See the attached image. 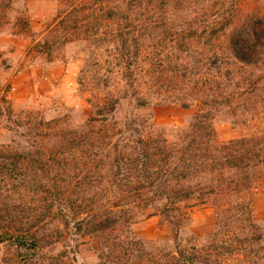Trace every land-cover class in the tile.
<instances>
[{"label": "trees", "instance_id": "1", "mask_svg": "<svg viewBox=\"0 0 264 264\" xmlns=\"http://www.w3.org/2000/svg\"><path fill=\"white\" fill-rule=\"evenodd\" d=\"M65 1L53 28L90 44L80 82L94 114L73 129L9 108L21 139L0 143V244L17 264H68L88 241L101 264H264L249 199L264 129L220 142L212 122L225 107L264 114V19L234 26L240 0ZM127 99L199 111L169 140L145 117L120 118ZM206 203L217 210L208 246L154 251L133 233L142 211L178 227L184 205Z\"/></svg>", "mask_w": 264, "mask_h": 264}, {"label": "rangeland", "instance_id": "2", "mask_svg": "<svg viewBox=\"0 0 264 264\" xmlns=\"http://www.w3.org/2000/svg\"><path fill=\"white\" fill-rule=\"evenodd\" d=\"M65 5V0H0V143L21 139L8 129L10 107L26 120H58L73 129H81L94 114L90 101L93 91L80 82L81 70L91 54L90 44L83 38L58 37L53 28ZM249 17L264 19V0H240L234 26H241ZM198 111V106L186 108L171 102L140 106L127 99L121 101L118 116L145 117L154 130L177 140ZM212 122L217 140L225 142L263 131L264 114L225 107L215 113ZM249 199L255 220L264 226V177L253 185ZM184 210L187 213L181 215L178 227L160 214H151L155 209L142 211L132 226L133 233L151 243L154 251L174 250L177 242L185 248L211 244L217 220L215 206L184 205ZM68 261L101 264L89 241L81 243ZM0 264H17L8 245L0 244Z\"/></svg>", "mask_w": 264, "mask_h": 264}]
</instances>
